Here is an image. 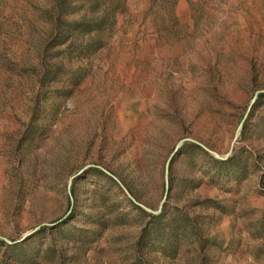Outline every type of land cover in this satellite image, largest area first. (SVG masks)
Masks as SVG:
<instances>
[{
  "label": "rangeland",
  "instance_id": "374dc122",
  "mask_svg": "<svg viewBox=\"0 0 264 264\" xmlns=\"http://www.w3.org/2000/svg\"><path fill=\"white\" fill-rule=\"evenodd\" d=\"M0 264H264V0H0Z\"/></svg>",
  "mask_w": 264,
  "mask_h": 264
},
{
  "label": "trees",
  "instance_id": "16d2710c",
  "mask_svg": "<svg viewBox=\"0 0 264 264\" xmlns=\"http://www.w3.org/2000/svg\"><path fill=\"white\" fill-rule=\"evenodd\" d=\"M161 214H158V215H151L153 218H157L159 217ZM66 220H59L58 222H56V224H60V223H64Z\"/></svg>",
  "mask_w": 264,
  "mask_h": 264
}]
</instances>
